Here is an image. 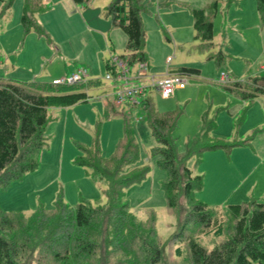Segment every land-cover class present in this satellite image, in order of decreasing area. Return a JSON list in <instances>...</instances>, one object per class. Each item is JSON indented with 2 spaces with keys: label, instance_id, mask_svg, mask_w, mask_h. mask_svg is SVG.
I'll use <instances>...</instances> for the list:
<instances>
[{
  "label": "rangeland",
  "instance_id": "374dc122",
  "mask_svg": "<svg viewBox=\"0 0 264 264\" xmlns=\"http://www.w3.org/2000/svg\"><path fill=\"white\" fill-rule=\"evenodd\" d=\"M109 1L90 0L80 6L71 0H44L41 11L32 16L34 24L44 30L43 35L34 30L24 33L21 24L24 0H0V79L52 82L54 77L63 78L85 69L86 81L101 82L100 86L86 88L90 97L86 103L48 109L46 141L38 166L12 181L5 190L0 189V209L20 211L28 221L19 218L13 225H2L6 229L3 234L10 238L27 228L36 233L40 226L47 227L48 231L61 228L63 233L59 230L55 235L41 230L44 234L35 236V242L51 235L62 241L72 240L75 245L80 237H95L98 243L95 264H127L128 261L146 264L143 253L138 250L147 242L160 247V264H189L182 241L184 236L189 234L202 246L212 248L224 238L225 229L216 233L199 232L197 225L188 223L191 206L181 195L176 209L165 208L160 184L166 173L157 165L159 157L151 154L157 144L140 110L137 111L141 100L131 103L112 99L113 93L116 96V92H123V80L118 79L117 83L104 78L105 61L123 54L125 43L123 32L110 30L104 18L103 9ZM212 1L143 0L140 16L148 76L140 74L126 85L146 87L157 111L179 112L172 132L178 152H184L192 144L202 128L203 118L214 120V129L206 141L224 144L226 148L204 151L199 159L191 157L187 165L194 174L203 177V186L195 191V199L218 213L227 204L264 202V96L244 102L233 90L226 89L231 82L247 85L252 79L264 85V24L255 0H215L217 13L211 18L214 47L200 51V41L194 38L191 10L204 8ZM205 13H210L208 8ZM167 56L171 57L169 63ZM180 67L199 70V75L186 77L183 90L162 98L148 87L149 75L162 77L166 69ZM137 69V64L129 67L131 76ZM221 72L229 76L230 82L218 81ZM145 95L143 92L140 98ZM109 104L112 111L119 113L123 106L125 113H130L138 154L129 155L127 161L135 156L132 167L149 168L143 180L124 189L122 200L128 203L127 211L134 216V221L126 208L119 205L122 219L118 221L113 214L109 222L108 212L114 201L108 196L110 181L79 163L100 160L111 169L117 159L119 154L111 155L122 136L123 120L119 115H105ZM96 137L98 153L93 150ZM58 200L65 205L59 206L56 212L35 215L34 220L33 215V221H29L38 206L49 209ZM79 202L96 209L97 220L93 219L95 223L84 230L66 228L63 223L72 213L67 207ZM67 235L71 240L65 239ZM119 237L129 240L118 244ZM46 243L42 242L41 249ZM36 244H31L20 264H45L50 260L42 250L36 254ZM37 255L41 257L39 263Z\"/></svg>",
  "mask_w": 264,
  "mask_h": 264
},
{
  "label": "trees",
  "instance_id": "16d2710c",
  "mask_svg": "<svg viewBox=\"0 0 264 264\" xmlns=\"http://www.w3.org/2000/svg\"><path fill=\"white\" fill-rule=\"evenodd\" d=\"M43 1L24 0L21 13V24L24 33L34 30L38 34L45 35L44 30L36 26L32 19L35 13L41 11ZM71 1L75 5L82 6L90 0ZM255 1L260 21L264 24V0ZM206 8L209 9V14L205 13ZM143 9V0H110L103 9L104 18L108 20L110 29H120L126 37L124 53L118 57L123 59L129 66L139 62L148 63V57L144 50V30L140 16ZM191 11L194 38L200 41L198 45L200 51L213 48L214 32L211 18L217 13V2L213 0L211 4L206 5L204 8H194ZM104 65L106 72L112 75L116 73L115 68L107 60ZM168 71L186 77L199 73L197 69L190 67H180L176 70L168 69ZM100 84L101 82L98 79L84 81L79 84L0 79L1 190H5L12 181L20 179L25 173L34 170L38 166L40 151L46 141L45 133L49 122L48 109L86 103L90 98L85 91L86 88L97 87ZM226 89L233 90L244 102L251 101L259 95L264 96V85L258 79L249 80L247 85H242L241 81L231 82ZM112 91H114V87H112ZM144 92L147 95L141 98V104L137 111L140 110L157 144L151 149V154L159 157L157 165L166 173L160 184L165 208L167 210L176 209L178 205L177 198L181 195L191 206L187 214L188 223L197 225L199 232L216 233L223 228L225 229L224 238L212 248L202 246L196 238L189 234L184 236L182 241L185 243L189 264H264V202L251 200L238 204H227L222 212L215 213L214 209L210 208L208 204L196 200L194 197L195 191L200 190L203 186V177L200 174H194L192 169L188 167L187 161L191 157L199 159L204 151L226 148L224 144L206 141L209 133L214 129V120L203 118L201 121L202 128L192 144L184 152H178L172 132L176 127L179 112L176 110L157 111L150 95L146 92V88ZM111 97L112 99L116 98L114 93ZM124 108L122 106L118 111L119 113H117L110 109V104L105 107L107 117L110 114L119 115L123 120L122 136L116 143L111 156L119 155L114 160L111 169L106 168L100 160H98L99 163L91 161L87 164L81 160L79 161L80 164L93 169L96 174L107 177L110 181L111 193L108 196L109 198L112 197L114 201H111L108 212L109 222L113 218V214L117 215L118 221L120 218L122 219L119 205L126 208L127 214L132 215L129 210L127 211L128 203L124 204L122 200L124 189L143 180L149 172L147 166L132 167L135 156L132 160L127 161L129 155L138 154V144L130 121V113H125ZM97 139L98 137H96L93 146L96 153L99 152ZM108 160L106 159V161ZM124 168L128 169L124 170ZM62 205L65 204L58 200L49 209L38 206L37 211L31 214L29 221H33L39 214L56 212L58 207ZM67 208L72 209V213L67 218V222L63 223L66 228L71 226L72 228L84 230L93 225L94 220H97V217L94 218L96 209L91 206L79 202L73 207ZM33 215L36 216L32 220ZM0 217L2 219L0 224V264H20V260L24 259V256L28 253V248L34 243H37L38 250L36 254L42 250L44 257L50 259L45 264H95V258L98 255V243L94 240L95 237L89 235L80 237L75 245L69 235L65 239L71 241L58 240L49 235L48 238H42L39 242H35V236L44 234V232L55 235L56 231L61 228L48 231L47 227L41 229L40 226L39 232L36 233L25 226L27 230L22 229V232H15V235L12 234L13 237L7 238L3 234L6 229L1 226L13 225L14 220L19 218L27 222L28 217H25L20 211L6 212L1 209ZM131 217L134 221V216ZM130 221L132 222L131 219ZM59 232L60 234L63 233L62 230ZM119 238L116 239L118 244L129 240ZM42 242H47L44 249H41ZM143 246L146 248L144 247L138 251L143 253L145 263L160 264V247H154V245L147 242H144ZM40 258H37V263H39ZM44 259L42 258L43 261ZM52 259L54 262L51 261ZM127 264L133 263L128 261Z\"/></svg>",
  "mask_w": 264,
  "mask_h": 264
},
{
  "label": "built area",
  "instance_id": "2783aa9c",
  "mask_svg": "<svg viewBox=\"0 0 264 264\" xmlns=\"http://www.w3.org/2000/svg\"><path fill=\"white\" fill-rule=\"evenodd\" d=\"M171 60L170 56L166 57L167 63ZM111 66H113L116 70V73L114 75L110 74L109 72L105 73L104 78L106 79H112L118 83V79L123 80V85L125 86L122 93L116 92V98H120L125 101H130L131 103H137L139 100H141L140 97L143 96V92L146 87L139 86V87H127V82L131 79L137 78L140 73H136L134 76H131L129 65L118 56L112 57L109 62ZM138 69L146 72L147 64L145 62H139L137 63ZM148 76L147 74H145ZM151 78V81L148 85L149 88L155 89V91L162 97V98H168L169 96L173 95L176 90L183 89L186 84V76L180 75L178 73H171L169 71L166 72L165 76L157 77L155 75H149ZM87 74L85 69H79L71 74L67 75L66 77L54 79L52 82L55 84H75V83H81L86 81ZM218 81L220 83H228L229 76L225 72H221L218 77ZM127 88V89H126ZM121 101V100H119Z\"/></svg>",
  "mask_w": 264,
  "mask_h": 264
},
{
  "label": "crops",
  "instance_id": "0c3cea01",
  "mask_svg": "<svg viewBox=\"0 0 264 264\" xmlns=\"http://www.w3.org/2000/svg\"><path fill=\"white\" fill-rule=\"evenodd\" d=\"M37 13H38V12H37ZM192 23H193V20H192ZM108 24H109V23H108ZM108 28H110L109 25H108ZM110 30H113V29H110ZM193 31H194V30H193ZM123 34H124V33H123ZM124 36H125V35H124ZM125 42H126V37H125ZM124 46H125V43H124ZM130 67H131V66H130ZM147 68H148V63H147ZM167 71H168V69H166L165 74H164L163 76L166 75V72H167ZM198 71H199V70H198ZM71 73H72V72H71ZM137 73H140L142 76H144L145 74L148 75V73H147V69H146V72H145V73H144V71H141V70L137 69ZM196 75H199V73L196 74ZM54 79H57V78L54 77L53 80H54ZM136 79H137V78H136ZM53 80H52V81H53ZM183 89H184V88H183ZM183 89H182V90H183Z\"/></svg>",
  "mask_w": 264,
  "mask_h": 264
}]
</instances>
